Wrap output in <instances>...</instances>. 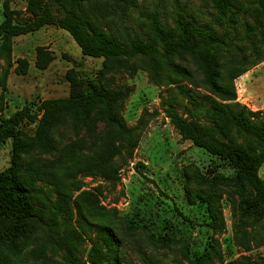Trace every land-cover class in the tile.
Here are the masks:
<instances>
[{
	"label": "trees",
	"instance_id": "obj_1",
	"mask_svg": "<svg viewBox=\"0 0 264 264\" xmlns=\"http://www.w3.org/2000/svg\"><path fill=\"white\" fill-rule=\"evenodd\" d=\"M209 2L214 15L207 22H196L187 6L175 4L167 27L156 12L141 10L138 0H26L23 10H13L4 2L0 23L4 78L12 68L13 39L46 26L66 32L82 56L101 59L102 63L91 80L82 78L74 68L69 69L65 74L69 83L67 97L43 100L35 112L23 107L0 120V145L11 141L9 166L0 173V264H16L25 251L33 260L31 264H121L120 243L105 228H99L90 241L87 259L83 261L78 255L72 205L79 218L94 217L98 208L95 194L82 192L72 202L70 189L62 183L57 185L54 212L49 211V219L48 208L33 191L34 181L50 176L47 169L55 170L56 165L69 172L74 169V175L97 177L115 185L119 168L114 160L132 157L145 119L143 115L135 127L126 125L121 112L131 90L116 84L114 76L132 73L138 67L154 83H160L163 73H168L204 92H195L192 102L204 109L206 124L189 121L172 110H166L165 117L183 140L226 161L234 175L203 174L198 168H191L186 174L185 197L190 205H205L207 225L218 233L224 222L217 191H224L232 204L235 243L245 252L250 251L246 229L264 223V180L258 175L264 166V117L259 111L234 103L233 80L245 74L249 66L264 61V0ZM131 8L140 9L144 19L139 33L124 23ZM240 19L242 36L237 33ZM225 59L232 71L229 81L221 73ZM53 60L54 55L47 48H36L34 65L38 70L47 69ZM27 68L26 60L18 59L14 73L25 75ZM26 123L34 124L32 135L20 129ZM65 132H70L75 140L60 145ZM83 137L91 142L85 153L76 145L84 143ZM32 161L43 162V166L32 167ZM72 185L76 191L80 189L74 180ZM192 185L195 190L190 188ZM57 215L63 221L61 225ZM147 235L155 244L168 243ZM36 242L38 245L31 247ZM217 244L212 240L204 254L196 258L189 257L184 245L182 258L187 264H213L219 257ZM48 245L51 250L62 252L59 260L47 255ZM141 256L144 264H150L143 253ZM235 264L254 262L242 257Z\"/></svg>",
	"mask_w": 264,
	"mask_h": 264
},
{
	"label": "rangeland",
	"instance_id": "obj_2",
	"mask_svg": "<svg viewBox=\"0 0 264 264\" xmlns=\"http://www.w3.org/2000/svg\"><path fill=\"white\" fill-rule=\"evenodd\" d=\"M7 2L13 10H23L26 0H0V23L3 19V4ZM139 8L145 12H156L163 26L170 25L168 19L173 5L187 6V12L198 23L210 20L214 12L209 0H138ZM140 9H130L129 19L124 21L136 32L142 31L144 19ZM237 33L243 35L241 19ZM37 47H45L54 55V60L45 70H38L35 63ZM264 56V46L261 48ZM24 59L28 68L25 75H17L14 69L17 60ZM227 59L222 60L221 73L225 81L230 74ZM101 59L82 56L72 38L63 31L46 26L39 31L14 38L12 41L11 64L6 78L3 77L5 63L0 60V120L10 117L23 107L36 111L43 100L65 98L69 94V83L65 74L74 68L84 79L91 80L101 68ZM116 84L130 88L131 92L124 103L121 115L129 127H135L144 115L145 123L139 132V141L130 159L115 158L118 181L109 184L100 178L87 175H74L75 170L65 171L58 165L56 169H47L50 176L34 181L36 197L54 212L56 186L64 184L70 189L73 202L82 192L95 194L98 199L96 216L79 218L72 205L74 216L72 226L77 230L79 257L85 261L91 250L90 241L95 239L99 228L110 230L120 243L121 264H144L143 253L150 264H187L182 258V249L187 245L190 258L204 254L209 242L216 240L219 257L213 264H235L242 257H248L254 264L264 261V223L252 225L246 229L251 242L250 251L245 252L235 243L233 234V211L231 200L222 190L217 191L218 206L222 214L224 228L214 233L209 227V218L205 205H190L185 197L186 174L191 168H198L203 174L220 173L226 177L234 175L233 168L222 159L209 156L196 148L190 141L183 140L165 117L166 110H172L189 121L207 123L204 109L194 105L195 92L204 94L195 85L163 73L162 81L154 83L148 73L138 67L132 73L114 76ZM236 101L239 107L261 112L264 117V61L249 66L247 72L233 80ZM182 89V90H181ZM193 101V102H192ZM233 104V103H231ZM20 129L32 135L34 124H22ZM60 145L75 140L70 132L60 137ZM84 143L76 145L86 152L91 142L83 137ZM11 141L0 145V173L9 166ZM32 167L41 168L43 162H30ZM264 180V166L258 171ZM75 177V178H74ZM80 185L76 191L72 181ZM190 188L195 190V186ZM98 189L99 191H96ZM57 221L63 223L57 215ZM148 234L155 239H166L167 245L153 243ZM39 243V242H38ZM38 243H32L35 247ZM46 253L59 260L60 251L50 249ZM30 254L26 251L16 264H31ZM241 263H245L242 261Z\"/></svg>",
	"mask_w": 264,
	"mask_h": 264
}]
</instances>
